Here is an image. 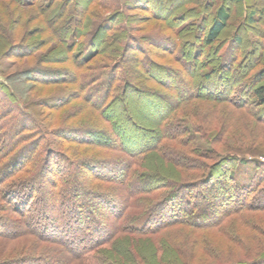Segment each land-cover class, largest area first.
I'll use <instances>...</instances> for the list:
<instances>
[{"label": "trees", "instance_id": "16d2710c", "mask_svg": "<svg viewBox=\"0 0 264 264\" xmlns=\"http://www.w3.org/2000/svg\"><path fill=\"white\" fill-rule=\"evenodd\" d=\"M19 1L23 6L37 5L36 3L40 2L44 4L43 8L57 4V14L64 15L66 5L72 0ZM73 1L79 5L80 13L77 18L73 15L68 16L72 18L73 25L69 26L67 32L58 39L63 44L65 57L68 59L69 56L77 68L72 76L78 93L75 90L73 93L79 94L85 105L83 107L95 111L102 121L95 119L92 122V119L89 122V119L86 121L89 125L63 126L54 131L55 135H51L53 138H59L71 144L70 146L83 145L87 149L95 150V153L85 159H73L56 142L52 144V139L49 138L48 142L46 141V151L38 152L39 143L37 140L35 143L34 139H27L21 145L26 137H33L34 134L39 133L38 131L44 133L47 129L41 126L45 123L38 120L26 103L22 105L18 102L19 100H15L17 103L15 109L20 114L18 121L21 125H16L17 121L11 123V127L6 126L9 132H4L0 128V159L5 160L0 165V194L9 203L5 207V213L0 215V238L32 236L37 242L40 241L41 247L38 251L50 249L51 254L52 251L56 252L55 254H60L59 251L64 253L67 257L64 262H61L59 255L53 258L57 264L73 262L149 264L152 255L161 264H193L189 254H184L176 241L164 236L166 232L164 228L177 225H191L197 228L208 227L207 225L211 224L219 226L229 214L241 215L240 217L248 227L253 231L258 229L264 235L262 222L258 223L250 220L249 217H244L248 210L264 211V171L258 167L252 174L250 183L235 185L236 189L230 195L231 198L226 195L223 199L224 204L218 203L223 208L216 216L217 218L215 217V221H210L213 217L208 214L209 217L202 209L201 211L198 209L200 214L196 213L197 210L194 211V207L183 213L178 208L183 209L182 207L187 206L189 202L182 201L180 204L184 205L179 207V200L177 201L181 189L195 188V179L187 181L185 179L187 176L183 178V173L187 175L189 170H195V165L202 172L200 182L203 176H205L204 183H210L212 178H217L216 181H222L221 188L225 193L229 183L224 171L222 172L224 174L217 175L219 170H223L220 168L226 170L227 164L233 166L245 157L255 158L264 153V151L256 153V150L243 152L240 147H234V149L230 147L226 155L218 153L215 143L220 142L225 134L221 137L216 134L210 136L207 130L210 124H216L213 128L217 131L221 124H224V127L229 124L230 127L231 117H233L231 112H223V114L213 112L210 115L212 119H216L217 116L221 118L212 120L213 123H211L210 118H207L195 105L190 111L187 109L196 99L230 102L226 95L235 93L230 79L224 80L226 84L224 90L214 89L218 85L216 82L223 77L220 74L221 68L233 67V72L237 76L234 75L233 78L236 81L244 79L245 87L236 95L239 102L243 103L238 104L233 100L232 105L234 104L237 108L247 107L256 121L264 122V42L261 44L260 53L255 56L259 46L249 41L247 35L248 31H253L251 27L253 22L259 19L264 21V5L254 9L252 0H202L199 6L209 9V12L201 15V20L198 21L195 14L183 12L178 15L177 22L172 25L173 35L162 34V36L152 37L153 45L159 48L162 56L166 53H175L177 50L181 51L182 47H191V45L197 47L194 56H197L199 63L194 61L191 64L190 67L195 66V71L191 72L189 65L179 68L169 66L171 61L159 63L151 58V52H153L151 49L136 47L134 43L139 40L135 36L130 37L133 26L129 17L133 15L126 13L127 8H124L123 12L117 9L111 16L93 21L89 17L91 15L89 7L95 0ZM190 1L193 2V0H153V2L123 0L122 4L125 5L124 7H131L132 3L140 2L148 18L164 20L172 11ZM231 4L237 6L234 11ZM194 8H196L195 5ZM210 14L211 23L204 24L207 15L210 16ZM11 21L17 24L18 19L12 18ZM163 23L168 25L166 22ZM191 29L194 31L190 35H185ZM0 31L8 34V30L3 27L2 18ZM257 33L259 34L260 31ZM225 34H227L226 37H224ZM262 36H264V30ZM169 39L172 41L171 48L165 45ZM7 43L10 53L17 48L28 50L30 46H37V42L29 45L16 40L14 42L11 39H8ZM246 43L249 45L252 43L254 48L245 47ZM235 48L239 49L238 53L235 52ZM127 51L135 52L136 57H139L136 66L140 68L146 80L143 87H137L135 82L128 81L129 72L124 64ZM184 55L187 54L183 53ZM97 56L102 58L98 63L93 64L92 60H95ZM249 61H252L250 65ZM91 72H93L92 75ZM178 74L184 76L179 77V85L185 84L188 90L186 94L180 96L178 88H175ZM43 75L40 78L50 81L65 80L62 78L64 73L56 72L52 76L49 72ZM95 83L98 85L103 83L104 86V91L102 90L103 93L99 96L96 95L98 91L97 87H94ZM210 86L214 88L211 90L212 94L203 93V88L207 87L206 91H210ZM95 91L96 93H93ZM130 92L138 94L146 106H164V111L156 112L158 115L156 114L157 118L153 125L155 129L139 126L130 112L123 111V106H126L123 102L124 97ZM162 93L167 94L166 97L171 95L173 101L168 99L169 102L165 104L166 100ZM253 107L257 108V111H253ZM222 119L224 123H221ZM206 121H208L207 125L204 124ZM195 134L204 136L208 139L210 146H213L210 147L211 154L217 153V157L220 156L216 164L208 166L206 163L198 162L195 156V151L198 150L195 146ZM5 136L12 137L13 143L9 147L1 142ZM261 150L264 148L262 147ZM103 151H108L110 154H105ZM200 155L203 156L202 151ZM54 157L63 159L65 165H62L60 161L54 162ZM259 165L264 166V162H258ZM170 167L183 172L182 178L170 179L167 185L162 186L160 182L162 179L164 181V175ZM42 174L45 175L42 176ZM40 176L43 177H41L42 182L36 185L39 183L37 179ZM209 194L214 195L213 192ZM199 195L205 198L204 194ZM32 200L40 204L37 205L36 214L28 210L33 203ZM171 202L173 205L167 204ZM207 203L210 204V201ZM99 205H102L103 209L107 207L112 212L111 227L101 223V219L97 218L96 212ZM212 205L215 204L211 203ZM84 216H87L92 225L81 224L80 218ZM190 218L195 219V223L194 220L191 223ZM166 219L170 222L166 223ZM66 226H70L74 232H85L87 242L83 243V239H80V242L75 243V238L72 236L61 238ZM233 233L236 238L238 232ZM150 234L157 235L155 240L149 238ZM84 236L82 238H85ZM146 241L155 242L158 249H154L159 252H152L151 255L142 254L141 246ZM197 244L208 256L207 250L211 248V244L203 240ZM247 244L245 242L246 247L250 249ZM119 246L121 250L116 249ZM132 247L136 248V254ZM126 248L129 254L125 253ZM19 252L16 256L0 261V264H36L42 256L41 253L39 257L37 254L31 255L28 249ZM225 262L220 264H262L264 252L251 258Z\"/></svg>", "mask_w": 264, "mask_h": 264}, {"label": "rangeland", "instance_id": "374dc122", "mask_svg": "<svg viewBox=\"0 0 264 264\" xmlns=\"http://www.w3.org/2000/svg\"><path fill=\"white\" fill-rule=\"evenodd\" d=\"M122 1L123 0H95L94 2L92 1L89 7L91 14L89 16L90 20L97 21L100 18L111 16L113 12L117 9L123 12V9L127 8L126 13H128L129 15H133V17H129L131 21V26H133V31L130 32V37L135 36L139 40L137 43H134L136 47L151 49V51H153L151 52L152 59L159 63H169V61H171L172 63H169V66L172 65V67L181 68L184 67L183 65H189L190 67L194 61L195 63H199L197 56H194L197 47H192L191 45V47L186 46L183 48L181 46V51L177 50L175 53H166L164 54V56H162L159 53V48L153 45L154 43L152 41V37L157 35L162 36V34L173 35V33L171 32L172 25L177 22L178 15L183 12H186L190 15L195 14L196 19L198 21L201 20V15H203L205 12H209V9L199 6L202 0H193V2L190 1L186 5L183 4L182 6L178 7L175 11H172L170 16L164 20L148 18L145 10L142 9L143 6L140 2L138 4L132 3L131 5L133 6L131 7H124L125 5L122 4ZM151 1L153 2V0ZM252 1H254V9H259L264 5V0ZM42 3L44 2L42 1ZM36 4L37 5L32 4L29 6H23L20 1L18 2V0H0V19L2 18L3 27L5 28V30H8V34H6L4 31H0V86H2L0 87V128L4 132H9L6 126L11 127V123H15V121H17V123L15 124H18L19 126L21 125L20 121H18L20 114L15 109V106L17 104L15 100H19L18 102H20L22 105L23 103H26L27 107L35 113L38 120L45 123L41 126L44 128L46 127L47 129L44 133L38 131L39 133L34 134L33 137H26L21 143V145H23L27 139H34L35 143L36 140L37 143H39V148H37L38 152L46 151V146L49 138L52 139V144L56 142L57 145L64 149L65 153L73 157V159H85L90 155H94L95 150L87 149L83 145L76 147V145L73 144V146H70L71 144H67L65 141H61L59 138H53V136L51 135H55L56 132L54 131L60 129L63 126L81 127L84 124H88L92 119V122H94L95 119L99 122L102 121L95 111H91L88 108L83 107L85 106L84 102L80 98L79 94H77L78 90L76 88L75 83L73 82L74 78L72 76L73 71L77 70L76 65L71 61V59H69V56L68 59L67 57H65L66 52L63 48V44H61L58 39V37L63 36L67 32L69 26L73 25L72 18L68 16L73 15L77 18L80 13V7L75 1L72 0L68 3V5H66L64 15H60L57 14V4H54L51 7L45 6V8H43L44 4L42 5L40 2H37ZM194 5L196 6V8H194ZM236 7L235 4H231V8L233 11ZM207 16L208 17L205 19L204 24L209 25L212 21L211 14L210 16ZM12 18L18 19L17 24L11 21ZM163 22H166L168 25L166 26ZM251 27L253 28V31H248L247 35L249 41H253L255 43L254 45L259 46L258 50H256L255 52L256 56L258 55V53H260L261 44L264 42V36H262V31L264 30V21H260L259 19L258 21L253 22L251 24ZM193 31L194 30L191 29L187 31L185 35H190ZM257 31H260V33L258 34ZM226 35L227 34H225L224 37H226ZM3 37L4 40H2ZM171 37L174 39L173 36ZM5 39H11L14 42L16 40V42L19 43H28L29 45H32V42H37V46H30V49L28 50L17 48L13 51V53H10L9 49H7L9 45L7 46L8 43ZM165 45L166 47L171 48L172 41L169 39V41H167ZM245 45V47L247 48H254V46H252V43H250V45L246 43ZM235 49V52L238 53L239 49ZM5 53H7V55ZM183 53L187 55L183 56ZM125 57V68L129 72V74H127L128 81L135 82L137 87H143L145 85L146 80L142 75L140 68L138 69L136 66L139 57H136L135 52L131 51H127L125 53ZM101 58V56H97L95 60H92L93 64L98 63ZM250 63H252V61H249V65ZM190 68L191 72L195 71V66ZM232 68L233 67L227 69L225 67L221 68L220 74L223 75V77H221V79L216 82L218 84L216 86V89L210 86V91H206L207 87L203 88V93H211V90L213 89L216 91L224 90V86L226 85L224 80L230 79L232 85L231 87L233 90H235V93L226 95L229 97L230 102L226 100L217 102L209 100L206 101L205 99H196L191 102L192 105L188 106L187 109L190 111L192 106L195 105V107L199 109L202 113H204L207 118H210L211 123H213L212 120H217V118L219 120L221 118L217 116L216 119H212L210 115L213 112H216L218 114H223V112H231V116H233L231 117V121L233 124L231 123L230 127L229 124H227L226 127L223 126L224 124H221L219 131H217V129L213 128L216 124H210L209 130H207L210 136H214L216 134L217 136L221 137V135L225 134V138L222 136L223 139H221L220 142L215 143V149H217L216 151H218V153L220 152L222 155H226L225 153L229 152L230 147H232L233 149L234 147H240V150L243 152L256 150V153H260L259 151H264L261 150L262 147L264 148V122L256 121L255 118L250 115L251 112H248L247 107L237 108L234 106V104L232 105L231 102H233V100L236 101L238 104L243 103L239 102L240 100L237 99L236 95H238L240 93L239 91L245 87L244 79L236 81L233 78L234 75L236 76V73L233 72ZM143 70H145V68H143ZM49 72L52 76L56 72L64 73L62 78H65V80L50 81L44 78H40L41 75L44 76L43 74L46 75ZM93 72H91V75L93 74ZM179 77L183 78L184 76L182 77L180 74H178L177 82L175 83V88H178L177 91L178 95L180 96L186 94L188 90L185 84L179 85ZM94 85L95 88L97 87L98 93H96V91L93 93H96V95L99 96L104 91L103 83L99 85L95 83ZM73 90H75L77 93H73ZM71 92L73 94H71ZM166 95L165 93H162V96L165 97L166 100L165 104L167 103V101L169 102V100L173 101L171 95H168V97H166ZM223 96L225 95L223 94ZM169 97H171V99ZM95 98L96 97H94V99ZM123 102L126 105L125 107L123 106V111L130 112L135 123H137L139 126L141 125L145 129H155L153 125H155L154 121L157 118L156 112L158 110L164 111L165 109L164 106H146L144 100L140 98L138 94L135 95L131 92L124 97ZM120 110L121 109H119V111ZM252 110L257 111V108L253 107ZM87 120H89L88 123L86 122ZM207 123L208 121H206L204 124L207 125ZM221 123H224L223 119L221 120ZM195 137V146L197 147L196 149H198L197 151H195L196 153H198H195V156L198 158V162H202L204 164L206 163L208 166L216 164L220 156L217 157V153L214 155L211 154L212 150L210 147L213 146H210V144L207 142L208 139L204 136H200V134H195ZM1 142L6 147H9L13 143L12 137L5 136L1 140ZM26 151L28 152V150ZM201 151L203 156L200 155ZM79 152H83L84 154H80ZM103 153L108 154L109 152L103 151ZM204 153L206 154L204 155ZM111 159L113 158L111 157ZM53 161H60L62 165H65V161L61 158L54 157ZM260 161L264 162V153L255 158L250 156L245 157V159H243L239 163H235L233 166H228L227 164L226 170L224 168H220L223 170H219V172H217V175L220 176L221 174H224L222 173L224 171L226 175V180L229 183L227 184L229 185V187L226 189L225 193L221 188L222 181H216L217 178H212V180H210V183H204L205 176H203V181L201 180L200 182L199 178L202 176L200 175L202 172L197 167H195L196 165L194 166L195 170H189L187 175L182 172L183 178L187 176L185 178L187 181L194 179L196 181L195 188L189 187L188 189L180 190L181 192H179V197L177 199V201L179 200V207H182V205H184L180 204V202L182 201H185L186 203L188 201L189 203L187 206L182 207L183 209H178L180 211H183V213H186V211H189L194 207V211L197 210L196 213L199 214L200 212H198V209H200V211L202 209L203 212L205 211L207 215L209 214L211 217H213L210 221H215V219L217 218L216 216L220 214L223 208L218 205V203L224 204V196L227 195L226 197H229L232 193H234V190L236 189L234 188L235 185H246L250 183V181L252 180V174L254 173L255 169H257V167L258 169H262L264 171V166H258V162ZM4 162L5 160L0 159V165H2ZM182 173L178 172L177 170H174L171 167L167 168V172L164 175V181L162 179L160 184L162 186H165L169 183L170 179L180 180L182 178ZM44 175L45 174H42V176ZM82 175L84 176V174ZM42 176L37 179L39 183H37L36 185H39L42 182ZM168 191L169 189L166 190V193ZM210 192H213L214 195L209 194ZM200 193H202V195L204 194L205 198H201V196L199 195ZM207 201H210V204L207 203ZM32 202L33 203L28 208V210L31 211L32 214H36L37 205L40 204L37 202L35 203L33 200ZM173 202L167 204L173 205ZM211 203L215 205H212V207ZM7 204H9L8 201H5L4 197H2L0 194V215H3L5 213V207ZM116 205L118 206V204ZM231 206L232 205H230V207ZM96 215L98 216L97 218L101 219V223H105L107 224V226L111 227V218L113 215L112 212L107 209V207H104L103 209L102 205L97 206ZM240 216H231L228 214V217L225 218L223 223L219 226L212 224L207 225L208 227L202 228L193 227L191 225L171 226L168 228H164V230L166 231L164 236L176 241L177 244L181 247L182 252L184 254H189V259H191L190 261L193 262V264H220V262H229L241 258H251L256 256L257 254L263 253V233H261V231H259L258 229L253 231L243 222V219L241 218L242 216ZM245 216L249 217L250 220L256 221L258 223L260 221L264 224V211L262 210H248L245 213L244 217ZM193 220L195 223V219L190 218L191 223ZM80 221L82 225L84 224V226L92 225L91 222L87 219V216L81 217ZM168 222H170V220L166 219V223ZM32 226L34 227L35 225ZM70 226H66L64 235L61 238L72 236L73 238H75V243L80 242V239H83V243L87 242V237H85L87 236V234L84 236L85 232H74V230H72ZM221 227L224 228V231ZM6 228L9 227L6 226ZM38 228L39 227H37V229ZM226 229L229 231H225ZM235 231L238 232V235L236 236L237 239L234 238L235 234L233 232ZM227 232L230 235H228ZM82 236H84L85 238H82ZM156 236L157 235L155 234H150L149 238L154 239ZM256 239L261 240L258 241L259 244ZM202 240L207 241L211 244V248L207 250L208 256L205 255L206 253H204V249L200 247L199 244H197ZM244 241L248 243L247 245L250 249L246 247ZM166 242H168V240H166ZM166 242L165 244H167ZM39 243L40 241L37 242L36 238L33 239L32 236L28 235L17 238H0V261L7 260L10 258V256H16L18 253H20L19 251H24L25 249H28L31 255L37 254V256L39 257V253L42 254L41 258H39L40 263L38 262L36 264H57V262L53 261V258L58 255L61 257V262H64L66 260L67 257L61 251H59L60 254H55L56 252L53 251L51 254L50 249L45 251H38V249L41 247V244ZM154 248H157L155 242L146 241L143 246H141V252L142 254L145 253L147 255H151L150 253L152 252H159L157 250L155 251ZM116 249L121 250V247L119 246ZM122 250L124 249L122 248ZM132 250H134L136 254V248L132 247ZM125 253L129 254L127 248ZM165 258H167L166 255ZM150 261L151 262L149 264H161L153 255L151 256ZM131 262L134 261L131 260ZM72 264L78 263L73 262Z\"/></svg>", "mask_w": 264, "mask_h": 264}]
</instances>
